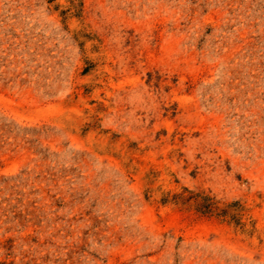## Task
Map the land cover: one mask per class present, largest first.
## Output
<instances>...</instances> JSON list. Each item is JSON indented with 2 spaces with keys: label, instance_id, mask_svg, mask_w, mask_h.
I'll use <instances>...</instances> for the list:
<instances>
[{
  "label": "rangeland",
  "instance_id": "rangeland-1",
  "mask_svg": "<svg viewBox=\"0 0 264 264\" xmlns=\"http://www.w3.org/2000/svg\"><path fill=\"white\" fill-rule=\"evenodd\" d=\"M0 264H264V0H0Z\"/></svg>",
  "mask_w": 264,
  "mask_h": 264
}]
</instances>
